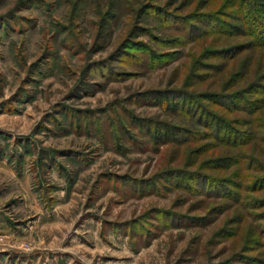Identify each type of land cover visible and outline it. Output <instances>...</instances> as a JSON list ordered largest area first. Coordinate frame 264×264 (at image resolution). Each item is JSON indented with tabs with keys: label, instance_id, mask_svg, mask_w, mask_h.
Returning a JSON list of instances; mask_svg holds the SVG:
<instances>
[{
	"label": "rangeland",
	"instance_id": "374dc122",
	"mask_svg": "<svg viewBox=\"0 0 264 264\" xmlns=\"http://www.w3.org/2000/svg\"><path fill=\"white\" fill-rule=\"evenodd\" d=\"M255 18L248 0H0V264H264Z\"/></svg>",
	"mask_w": 264,
	"mask_h": 264
},
{
	"label": "trees",
	"instance_id": "16d2710c",
	"mask_svg": "<svg viewBox=\"0 0 264 264\" xmlns=\"http://www.w3.org/2000/svg\"><path fill=\"white\" fill-rule=\"evenodd\" d=\"M240 1H242V0H240ZM248 6L254 7V9L256 11V15L258 13L259 16L264 19V0H248ZM244 17H248V16L245 15ZM255 20H256V18H255ZM255 20H254V22L252 24L248 23V28H247V24L244 23L246 28H247L245 30H248L249 33L251 34V37L253 39V43H252L253 46H255V47H264V21L261 22V20H259V19H257L256 21ZM216 25L217 24H213V23L208 24V23H206V26L209 27L210 29L214 28V26H216ZM239 28H237V29H239ZM245 30H243V31H245ZM194 31H196V30H194ZM197 32H198V30H197ZM172 101H173V97H171V98H166L165 97V98H163V100L161 99L162 105L165 108L172 109L173 111H176L177 109H179V106L175 105V106H177L176 108L175 107L171 108L173 106V104L171 103ZM189 134H190L189 132L188 133L185 132V134L182 133L180 135H183L185 138H189V136H190ZM172 135H173L172 134V129L166 128L165 130H161V132H158V134L153 136V138H154V140L156 142H159L160 138L161 139H165L166 138L167 140L168 139L170 140V137H172Z\"/></svg>",
	"mask_w": 264,
	"mask_h": 264
}]
</instances>
